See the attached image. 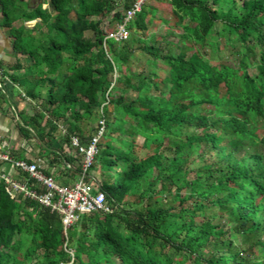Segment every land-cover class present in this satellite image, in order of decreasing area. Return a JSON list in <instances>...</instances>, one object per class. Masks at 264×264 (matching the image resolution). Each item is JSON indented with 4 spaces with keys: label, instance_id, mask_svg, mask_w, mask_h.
Wrapping results in <instances>:
<instances>
[{
    "label": "trees",
    "instance_id": "16d2710c",
    "mask_svg": "<svg viewBox=\"0 0 264 264\" xmlns=\"http://www.w3.org/2000/svg\"><path fill=\"white\" fill-rule=\"evenodd\" d=\"M137 1L0 0L12 80L23 102H38L15 106L20 134L73 186L84 155L66 149L74 137L90 145L104 121L87 175L113 173L100 187L111 213L82 214L70 228L1 179L0 264H264V0H169L184 35L164 56L146 36L157 14L148 3L127 25L131 41L111 37ZM136 44L151 57L148 74L124 73ZM221 44L237 61L211 62ZM157 60L169 68L162 80ZM138 136L152 152L145 158ZM197 156L202 164L189 168ZM16 170V181L45 191Z\"/></svg>",
    "mask_w": 264,
    "mask_h": 264
},
{
    "label": "built area",
    "instance_id": "2783aa9c",
    "mask_svg": "<svg viewBox=\"0 0 264 264\" xmlns=\"http://www.w3.org/2000/svg\"><path fill=\"white\" fill-rule=\"evenodd\" d=\"M145 1L139 0L134 10L128 12L125 23L115 33L111 34L112 38L117 40H127L129 38V32L126 28L127 22L132 19L135 12L140 11ZM1 72L2 69L0 68ZM100 125L101 128L88 147L81 146L78 138L74 137L72 139V146L84 155L82 176L73 186L61 185L57 183L55 177L43 174L37 164L14 161L8 154H0V162L11 163L15 169L28 173L45 191L37 192L27 187L24 183L13 180L6 174L0 175V180H4L11 187L14 194H22L24 197L38 201L45 207H50L53 211L62 214L65 228H70L82 214L93 211L111 212L105 193L100 191L95 179L87 175L97 154L98 143L104 134V121H101ZM87 177L90 179L89 181H87ZM94 189L96 192H94Z\"/></svg>",
    "mask_w": 264,
    "mask_h": 264
},
{
    "label": "rangeland",
    "instance_id": "374dc122",
    "mask_svg": "<svg viewBox=\"0 0 264 264\" xmlns=\"http://www.w3.org/2000/svg\"><path fill=\"white\" fill-rule=\"evenodd\" d=\"M147 3L150 4L151 6H153L157 10V14L152 21L148 20V22H147L148 28L146 30V36L147 37H153L157 40L156 41L157 47H160L162 49L161 55L164 56L165 52L168 50V48H169L168 46L170 45L168 43L176 44L179 47H182L183 44L180 41H181V37H182L181 35H184V31H183V28L181 25L176 24L177 18L173 14V6L171 5L170 1L169 0H162V1L148 0ZM111 17L112 16H110V18L108 17L106 19V21L104 22L105 25L109 24L107 29H110V30L117 27L116 24H114V25L111 24V21H110ZM149 18H150V16H149ZM128 41H131V40H128ZM184 44L187 46H190L191 42H188V40L185 39ZM139 46H140L139 44H136V48H137L136 58H133L130 60L131 65L129 64L127 68H124V73H131V72L138 73L140 71H143L144 73L148 74L150 72L151 65H149L147 63V60L151 57H149L148 54L145 53L144 51L142 52L141 50H138ZM206 49L209 50L210 48L206 47ZM192 53H193V51H190L188 53V55H191ZM233 54L234 53H232L229 50V48L226 49V48H224V44H221L219 52L216 54H212L214 56H211V57H213V58H211V62L215 63V64L216 63L217 64H219V63L233 64L234 61H237V58ZM153 68L154 67H152V69ZM154 70L157 72L158 79L162 80L167 76L169 68L164 65L162 60H157V66H156V68H154ZM250 73H252V74L255 73V69H253V68L250 69ZM25 82H26V80H25ZM2 83H3V88H0V98L1 97L3 98L2 103L5 102L6 104L10 105V100L7 97V93H9L11 86L8 84V81L1 80V84ZM164 90L167 94H169L168 93L169 92L168 87L167 88L165 87ZM21 93H23V90H21ZM153 93L154 94H160L159 91H155L154 89H153ZM130 96H132V94ZM19 99L21 100V98H19ZM23 99H25V98H23ZM15 101L18 102L17 97L15 98ZM26 103H27L26 108L29 111H31V109L34 106L38 105V102L32 101V100H27ZM31 106H32V108H31ZM85 124L86 123L83 124V127L85 130H87L86 126L89 127L90 124H88V125H85ZM129 124H130V122L126 121V127H128ZM91 126H94V124ZM263 132H264V130H263ZM118 134L119 133L117 132L114 134V136H117ZM56 135L58 136V140H59L60 137H62L64 134L58 133ZM144 141H145V138L142 136H138L135 139V145L138 147V149L136 150V154L138 155V157H141V158H145L152 153V152H148L147 150H142L143 145H144ZM39 151H40V149L38 148V149H36L35 153L38 154ZM66 151H67V153L70 154L71 152H73V148L71 146L70 147L68 146ZM165 154L168 155L169 157H172L171 152L165 151ZM50 157H53V156H50ZM201 164H202V161L197 156L194 163L191 164V166H189V168H195ZM61 171H63V170L59 169L57 173L59 175H62ZM91 173H92V175H94L96 177V179L99 182H102L105 177H106L105 180L109 181V177H111V175L113 174L112 172L104 174L100 171L99 168H97V170H95V171H92ZM192 176H193V174L190 176V178ZM75 179H77V178H75ZM161 188H162L161 184H157L156 191L161 190ZM94 192H96L95 189H94ZM134 200H135V198L134 197L132 198L130 196H128L125 199V201H128V202H131ZM164 203L165 204L169 203V198H167V197L164 198ZM176 205L178 206V204H176ZM185 206H191V204L186 203Z\"/></svg>",
    "mask_w": 264,
    "mask_h": 264
},
{
    "label": "crops",
    "instance_id": "0c3cea01",
    "mask_svg": "<svg viewBox=\"0 0 264 264\" xmlns=\"http://www.w3.org/2000/svg\"><path fill=\"white\" fill-rule=\"evenodd\" d=\"M4 18L5 16L0 3V68L2 69V72L0 73V88H3L1 80L8 81V84L11 86L9 93H7L10 105L5 102L2 103L3 98H0V154H8L13 160L15 159L14 161L31 160L38 162L43 168L50 170L51 176L55 177L59 184H66L67 178H65L64 175H59L57 173L59 169L64 168L61 166L51 169L47 162V155H43L39 143L36 140L29 141L25 139L18 130L17 121L20 118L15 106L18 110H22L25 108L26 103L19 99L21 98L19 94L21 93L22 88L15 85L11 77L14 72L10 70V66L16 62V59L14 56L13 39L9 35L8 28L3 26ZM34 22L35 24L37 23V21ZM16 97L18 102L15 101ZM38 148L40 151L37 154L35 151ZM70 154L73 155L74 150ZM42 155L44 156V159L40 158ZM2 174L8 175L13 180H18L21 176L20 172L16 170L11 163L0 162V175ZM75 183L76 181L72 185Z\"/></svg>",
    "mask_w": 264,
    "mask_h": 264
},
{
    "label": "clouds",
    "instance_id": "9594fccd",
    "mask_svg": "<svg viewBox=\"0 0 264 264\" xmlns=\"http://www.w3.org/2000/svg\"><path fill=\"white\" fill-rule=\"evenodd\" d=\"M139 1V0H138ZM138 1L136 2V4L138 3ZM148 2V0H146L143 4H142V6L145 4V3H147ZM142 6H141V9H142ZM140 9V10H141ZM134 10V9H133ZM132 11V10H131ZM136 13V12H135ZM135 15V14H134ZM134 17V16H133ZM132 17V18H133ZM127 18V17H126ZM125 21H126V19L124 20V22L122 23V24H120V25H118V27H117V29L115 30V32L118 30V28L121 26V25H123L124 23H125ZM130 22V20L127 22V25H128V23ZM127 25H126V28H127ZM114 31H113V33H115ZM128 32H129V38H130V31L128 30ZM128 38V39H129ZM127 39V40H128ZM126 40V41H127ZM89 146V145H88ZM87 146V147H88ZM71 147L73 148V150H77V149H75L73 146H72V144H71ZM85 147V146H84ZM94 162V161H93ZM89 176H91V177H93L94 179H95V181L98 183V185H99V187H101V182H99L97 179H96V177L94 176V175H89ZM56 179V178H55ZM56 181H57V179H56ZM57 183H59L58 181H57ZM62 185H65V184H62ZM67 186V185H66ZM71 186V185H70ZM100 191H102L101 190V188H100ZM103 192V191H102ZM105 193V192H104ZM107 203H108V201H107ZM109 213H111V212H109Z\"/></svg>",
    "mask_w": 264,
    "mask_h": 264
},
{
    "label": "water",
    "instance_id": "95a60500",
    "mask_svg": "<svg viewBox=\"0 0 264 264\" xmlns=\"http://www.w3.org/2000/svg\"><path fill=\"white\" fill-rule=\"evenodd\" d=\"M35 24V22L34 21H32V22H29V23H26V25L27 26H32V25H34Z\"/></svg>",
    "mask_w": 264,
    "mask_h": 264
}]
</instances>
